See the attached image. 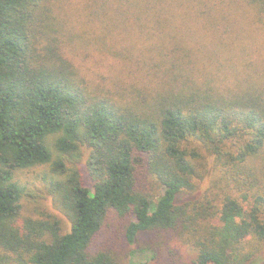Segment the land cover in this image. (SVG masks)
Returning <instances> with one entry per match:
<instances>
[{"label":"trees","instance_id":"trees-1","mask_svg":"<svg viewBox=\"0 0 264 264\" xmlns=\"http://www.w3.org/2000/svg\"><path fill=\"white\" fill-rule=\"evenodd\" d=\"M37 166L66 230L23 214ZM113 216L126 256L92 250ZM159 232L264 251V0H0V264H145Z\"/></svg>","mask_w":264,"mask_h":264},{"label":"rangeland","instance_id":"rangeland-1","mask_svg":"<svg viewBox=\"0 0 264 264\" xmlns=\"http://www.w3.org/2000/svg\"><path fill=\"white\" fill-rule=\"evenodd\" d=\"M82 159L79 157L76 162L81 165L83 163ZM67 164L70 165L68 160ZM46 172L44 166H37L19 172L20 181L26 188L22 199L23 214L34 217H43L47 213L55 214L60 219L63 229L66 230L69 224L68 218L53 205L52 197L48 194L47 184L43 179V174ZM210 178L209 175H206L199 190L192 195L194 198L202 195L211 185ZM143 185L146 192L156 193L155 195L161 192V189H156L153 182L148 178L143 180ZM126 222V218L113 216L102 232L94 239L92 250L111 249L117 255L126 256L130 250L123 233ZM139 241L144 246L151 244L147 249L140 252V259L145 264H183L190 255V251L188 252L184 246L179 245V240L174 233L146 234L141 236ZM251 264H264V251L258 254Z\"/></svg>","mask_w":264,"mask_h":264}]
</instances>
